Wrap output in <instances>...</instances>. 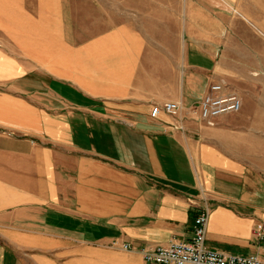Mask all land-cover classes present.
<instances>
[{"label":"crops","instance_id":"crops-1","mask_svg":"<svg viewBox=\"0 0 264 264\" xmlns=\"http://www.w3.org/2000/svg\"><path fill=\"white\" fill-rule=\"evenodd\" d=\"M219 5L114 0V24L72 41L55 0H0V264H145L204 209L207 249L264 261L257 96L213 127L149 116L218 80L235 93Z\"/></svg>","mask_w":264,"mask_h":264},{"label":"rangeland","instance_id":"rangeland-1","mask_svg":"<svg viewBox=\"0 0 264 264\" xmlns=\"http://www.w3.org/2000/svg\"><path fill=\"white\" fill-rule=\"evenodd\" d=\"M216 1L220 7L214 13L230 18L225 49L227 85L236 95L240 88L248 96L254 93L264 112V0ZM55 17L68 26L72 41L78 40L114 24V0H55Z\"/></svg>","mask_w":264,"mask_h":264},{"label":"built area","instance_id":"built-area-1","mask_svg":"<svg viewBox=\"0 0 264 264\" xmlns=\"http://www.w3.org/2000/svg\"><path fill=\"white\" fill-rule=\"evenodd\" d=\"M226 83L223 80L210 83L202 97L192 105L183 106L175 102L153 105L149 116L159 114L175 117L183 115L195 123L213 127L214 120L221 115L235 114L240 110V99L233 92L224 93ZM207 211L200 210L192 219L190 237L186 242L168 241L165 245L146 247L139 250L145 264H264L257 256H239L207 249L205 246ZM251 236L255 241L264 243V224H256ZM114 246V245H113ZM123 251L131 250L127 244L119 247Z\"/></svg>","mask_w":264,"mask_h":264}]
</instances>
